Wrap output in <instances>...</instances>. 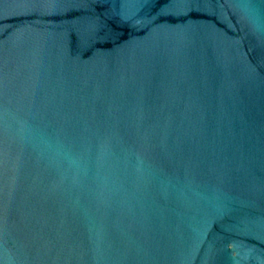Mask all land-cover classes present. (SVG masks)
<instances>
[{"label":"water","instance_id":"95a60500","mask_svg":"<svg viewBox=\"0 0 264 264\" xmlns=\"http://www.w3.org/2000/svg\"><path fill=\"white\" fill-rule=\"evenodd\" d=\"M0 264H264V0H0Z\"/></svg>","mask_w":264,"mask_h":264}]
</instances>
